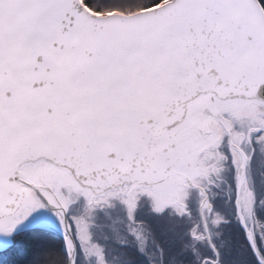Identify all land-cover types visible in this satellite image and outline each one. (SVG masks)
Masks as SVG:
<instances>
[{"label": "snow or ice", "instance_id": "snow-or-ice-1", "mask_svg": "<svg viewBox=\"0 0 264 264\" xmlns=\"http://www.w3.org/2000/svg\"><path fill=\"white\" fill-rule=\"evenodd\" d=\"M0 264H264V0H0Z\"/></svg>", "mask_w": 264, "mask_h": 264}]
</instances>
